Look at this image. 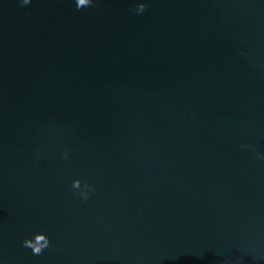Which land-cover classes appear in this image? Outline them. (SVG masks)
Here are the masks:
<instances>
[{"label": "water", "instance_id": "water-1", "mask_svg": "<svg viewBox=\"0 0 264 264\" xmlns=\"http://www.w3.org/2000/svg\"><path fill=\"white\" fill-rule=\"evenodd\" d=\"M146 2L0 0V264H264V0Z\"/></svg>", "mask_w": 264, "mask_h": 264}, {"label": "clouds", "instance_id": "clouds-1", "mask_svg": "<svg viewBox=\"0 0 264 264\" xmlns=\"http://www.w3.org/2000/svg\"><path fill=\"white\" fill-rule=\"evenodd\" d=\"M20 6H26L31 3V0H17ZM75 8L81 10L84 8H95L97 7V0H73ZM148 9V4L146 0H135L134 7L130 9L136 15H143ZM242 148H249L253 151L252 146L242 145ZM39 155V153H37ZM256 158L259 160H264V154L259 152L255 153ZM62 156L67 159L68 153L65 151ZM71 188L82 201H87L90 199L91 193L94 191V186L89 183H82L79 179H74L71 182ZM52 246V242L49 237L43 232H36L30 238L25 237L21 241V247L30 249L33 255H41L46 249Z\"/></svg>", "mask_w": 264, "mask_h": 264}]
</instances>
